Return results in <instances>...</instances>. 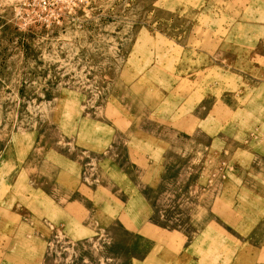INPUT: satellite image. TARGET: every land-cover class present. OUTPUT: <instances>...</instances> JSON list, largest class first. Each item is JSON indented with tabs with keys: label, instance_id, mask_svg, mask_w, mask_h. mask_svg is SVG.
<instances>
[{
	"label": "rangeland",
	"instance_id": "374dc122",
	"mask_svg": "<svg viewBox=\"0 0 264 264\" xmlns=\"http://www.w3.org/2000/svg\"><path fill=\"white\" fill-rule=\"evenodd\" d=\"M0 264H264V0H0Z\"/></svg>",
	"mask_w": 264,
	"mask_h": 264
}]
</instances>
